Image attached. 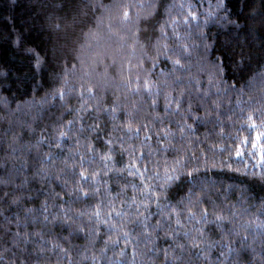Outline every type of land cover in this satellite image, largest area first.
I'll return each mask as SVG.
<instances>
[{
  "label": "trees",
  "instance_id": "1",
  "mask_svg": "<svg viewBox=\"0 0 264 264\" xmlns=\"http://www.w3.org/2000/svg\"><path fill=\"white\" fill-rule=\"evenodd\" d=\"M220 4L0 0V264H264V0Z\"/></svg>",
  "mask_w": 264,
  "mask_h": 264
},
{
  "label": "snow or ice",
  "instance_id": "2",
  "mask_svg": "<svg viewBox=\"0 0 264 264\" xmlns=\"http://www.w3.org/2000/svg\"><path fill=\"white\" fill-rule=\"evenodd\" d=\"M224 5H223V0H221V4H220V7H223ZM127 13H125V16L127 17ZM36 67H37V69L39 70L40 69V67H41V62H40V60H39V58H37V62H36ZM216 67H218L219 69H221L222 70V67H223V65H222V62H221V64L220 65H217ZM89 91L91 92V89H89ZM63 97H64V93L63 92H61L60 93V98L61 99H63ZM115 109H113V111H114ZM250 119H251V117H250ZM139 131V130H138ZM62 137L64 136V133L63 132H61V134H60ZM237 155H240V153H239V151L237 152ZM82 177L84 176V173L82 172L81 174H80ZM188 175L189 176H191V173H188ZM171 179H173V177H166V180H171ZM262 203H264V202H262ZM97 215H98V213H97ZM189 216L191 217V216H194V213H192L191 211L189 212ZM207 218V212H205L204 214H203V216L201 217V219H206ZM219 219H221V217H217V220H219ZM244 240H247V237L245 236L244 237ZM229 247H231V244H229L228 245Z\"/></svg>",
  "mask_w": 264,
  "mask_h": 264
}]
</instances>
